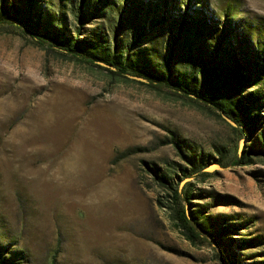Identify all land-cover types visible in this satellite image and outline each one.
<instances>
[{"label":"rangeland","instance_id":"obj_1","mask_svg":"<svg viewBox=\"0 0 264 264\" xmlns=\"http://www.w3.org/2000/svg\"><path fill=\"white\" fill-rule=\"evenodd\" d=\"M207 1L214 16L221 0ZM239 1L245 17H264V0ZM115 17L81 34L127 45L130 28L115 29ZM65 23L73 29L69 11ZM131 29L135 49L161 47ZM172 139L188 156L227 151L210 178L179 189L193 182L194 203L236 226L227 240L237 264H264V163L230 164L242 139L228 122L0 28V244L11 264H222L210 240L186 241L159 205L167 197L152 169L185 165Z\"/></svg>","mask_w":264,"mask_h":264},{"label":"trees","instance_id":"obj_2","mask_svg":"<svg viewBox=\"0 0 264 264\" xmlns=\"http://www.w3.org/2000/svg\"><path fill=\"white\" fill-rule=\"evenodd\" d=\"M184 2L192 3L186 6ZM239 3L221 0L211 16L207 0H0V28L15 29L36 46L72 57L113 78L188 100L219 120L227 117L235 123H228L230 130L247 139L242 153L236 150L230 164L248 166L264 163V17H245ZM68 11L74 24L71 30L65 23ZM145 11L147 18L139 14ZM113 15L119 21L115 29L130 28L127 45L116 34L112 47L97 29L81 34L92 20ZM134 25L142 40L161 47L135 49L139 41L131 29ZM171 144L185 165H176V170L171 167L164 174L152 169L167 197L166 202L159 201L160 207L169 212L186 241L196 245L210 240L220 250L222 264H237L227 240L236 226L194 203L201 197H195L193 182L179 189L182 180L210 178L213 174L204 170L211 164L223 167L227 151L215 146L216 157L200 152L188 156L176 140ZM8 253L0 244V264H11L13 257Z\"/></svg>","mask_w":264,"mask_h":264},{"label":"water","instance_id":"obj_3","mask_svg":"<svg viewBox=\"0 0 264 264\" xmlns=\"http://www.w3.org/2000/svg\"><path fill=\"white\" fill-rule=\"evenodd\" d=\"M101 65H103V64H101ZM130 78H133V79H137V80H139V81H144L143 79H140V78H135V77H133V76H129ZM224 117V119L230 124V125H232V126H235V123H233L230 119H228L227 117H225V116H223ZM246 142V139L244 138V139H242L241 141H240V143H239V151H238V153L240 152V149H241V146L243 145V143H245ZM220 168V166L219 165H217V164H211L210 166H208L204 171H206V172H210V171H212V170H214V169H219Z\"/></svg>","mask_w":264,"mask_h":264}]
</instances>
